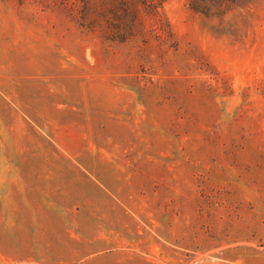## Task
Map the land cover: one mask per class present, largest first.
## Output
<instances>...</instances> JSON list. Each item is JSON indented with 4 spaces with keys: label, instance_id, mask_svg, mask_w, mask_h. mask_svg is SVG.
Instances as JSON below:
<instances>
[{
    "label": "rangeland",
    "instance_id": "rangeland-1",
    "mask_svg": "<svg viewBox=\"0 0 264 264\" xmlns=\"http://www.w3.org/2000/svg\"><path fill=\"white\" fill-rule=\"evenodd\" d=\"M104 1L0 0V264H264V0Z\"/></svg>",
    "mask_w": 264,
    "mask_h": 264
},
{
    "label": "trees",
    "instance_id": "trees-1",
    "mask_svg": "<svg viewBox=\"0 0 264 264\" xmlns=\"http://www.w3.org/2000/svg\"><path fill=\"white\" fill-rule=\"evenodd\" d=\"M85 6L88 8L86 17L93 16L94 0H84ZM104 1V0H103ZM166 0H154L157 4H162ZM189 8L197 13H201L207 17L223 18L231 11L237 8H244L250 4L251 0H185ZM105 2V1H104ZM106 3V2H105ZM124 6L127 15L131 12V0H120ZM111 6H116V0H112ZM157 6V5H156Z\"/></svg>",
    "mask_w": 264,
    "mask_h": 264
}]
</instances>
